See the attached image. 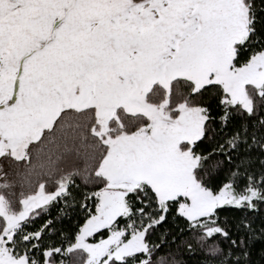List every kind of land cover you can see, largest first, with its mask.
I'll list each match as a JSON object with an SVG mask.
<instances>
[{
	"label": "snow or ice",
	"instance_id": "1",
	"mask_svg": "<svg viewBox=\"0 0 264 264\" xmlns=\"http://www.w3.org/2000/svg\"><path fill=\"white\" fill-rule=\"evenodd\" d=\"M0 264H264V0H0Z\"/></svg>",
	"mask_w": 264,
	"mask_h": 264
},
{
	"label": "trees",
	"instance_id": "2",
	"mask_svg": "<svg viewBox=\"0 0 264 264\" xmlns=\"http://www.w3.org/2000/svg\"><path fill=\"white\" fill-rule=\"evenodd\" d=\"M260 248V244L259 243H257V250Z\"/></svg>",
	"mask_w": 264,
	"mask_h": 264
}]
</instances>
